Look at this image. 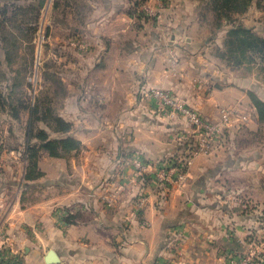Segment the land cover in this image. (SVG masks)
<instances>
[{
  "label": "crops",
  "instance_id": "crops-1",
  "mask_svg": "<svg viewBox=\"0 0 264 264\" xmlns=\"http://www.w3.org/2000/svg\"><path fill=\"white\" fill-rule=\"evenodd\" d=\"M137 1L58 0L57 10L50 8L64 12L67 32L88 39V56L97 50L95 73L80 86L87 90L93 81L100 94L79 99L72 78L59 80V115L82 147L62 158L43 154L39 178L26 181L23 147L0 157V250L22 264H47L50 251L58 264H242L250 256V264H264V208L218 186L223 171L244 161H233V139L251 121L247 110L258 125L249 85L264 100V81L238 85L215 71L207 76L212 94L201 92L205 83L195 90L210 61L223 66L210 52L201 2L143 0L137 9ZM149 87L170 89L215 123L217 103L237 109L218 149L194 158L183 186L165 188L151 172L145 181L135 175L136 156L155 168L178 150L177 134L191 138L187 147L197 139L184 118L157 113L143 93Z\"/></svg>",
  "mask_w": 264,
  "mask_h": 264
},
{
  "label": "rangeland",
  "instance_id": "rangeland-1",
  "mask_svg": "<svg viewBox=\"0 0 264 264\" xmlns=\"http://www.w3.org/2000/svg\"><path fill=\"white\" fill-rule=\"evenodd\" d=\"M40 1L42 0H0V157L7 150L16 152L20 147L24 148L23 154H28L29 145L34 143V138L30 134L33 133L35 127H45L42 121L37 122L34 119L32 111L39 99L43 102L51 101L50 107L56 114H59L60 98H63L58 84L59 80L72 78L74 96L78 95L79 99L86 100L90 95L99 93L98 86L93 81L90 85L91 89L88 87L87 90L82 91L80 86L82 80L93 72L90 71L91 64L99 62L97 50L93 46L91 52L96 53L88 56L89 50L87 49L90 45L88 39L82 35H71L65 30L67 27L64 12L59 10L51 14L50 8L56 9L58 6L55 3L58 0H44L42 5ZM200 9L203 17L207 16L206 24L210 33L212 32L208 36L213 47V49L210 48V52L216 53L214 44L219 33L215 29L216 17L209 12L206 13L207 10L203 3L200 4ZM235 16L247 27L254 28L264 37V0L253 4L245 13H236ZM11 47H18V49L14 52ZM25 47L29 50L27 51ZM31 49H33L32 54L29 52ZM8 52L11 53L10 57L12 56L11 64L6 61ZM22 53L25 55L22 56ZM220 63L223 66L215 63L212 66V61H210L211 66L203 72L204 74L202 73L205 79L201 76L195 78L193 88L199 90L200 85L205 83L201 92L207 91L212 94L213 87L210 86L208 77H212L215 71L220 73L219 75L225 80L227 77L233 78L232 82L238 85H247L245 82L254 81V86H256L258 82H263L260 66L250 64L233 68V66H227L225 62ZM176 65L177 63L172 62L171 69ZM251 86L249 85V92L256 94L260 92L258 88ZM155 89L162 88L149 87L143 90L146 100L152 102L151 92ZM164 90L179 98L178 94L170 89ZM179 99L186 103L183 99ZM156 110L157 113L165 112L158 108ZM253 112L255 113V110ZM237 116L236 109V116L233 119ZM246 116L250 117L251 121L248 126L245 125V128L236 132L233 139L236 147L233 161L241 157H244V161L243 163L239 161L238 168L233 171H226L225 174L223 171L221 173L222 182L218 186L227 193L239 194L237 197L240 200L248 199L249 205L250 203L258 204L260 208L261 206L264 208V194L262 195V188L264 189V125L257 123L258 125L254 126L252 122L256 120L252 118L253 115L248 110ZM181 136L177 134L174 137L177 144ZM216 149L218 148H215L212 153ZM225 155L221 154L222 159H227ZM262 236L264 237V234Z\"/></svg>",
  "mask_w": 264,
  "mask_h": 264
},
{
  "label": "trees",
  "instance_id": "trees-1",
  "mask_svg": "<svg viewBox=\"0 0 264 264\" xmlns=\"http://www.w3.org/2000/svg\"><path fill=\"white\" fill-rule=\"evenodd\" d=\"M205 5L206 13H211L216 17L215 29L218 32L227 25L226 37L222 46L215 48L216 57L227 66L242 67L253 64L261 67L262 80L264 81V37L256 32L252 27H247L242 21L236 18V13H245L260 0H197ZM143 0L135 2V7L139 9ZM209 8V9H208ZM207 21V16L204 15ZM213 31V30H212ZM29 37V35H27ZM17 50L18 47H11ZM32 51V50H31ZM14 52L13 55H14ZM8 52L6 61L12 62V56ZM249 97L255 107L259 123L264 125V100L256 93L249 92ZM43 103V104H42ZM50 103L40 99L34 104L33 114L37 122H43L45 127H35L31 135L34 138L32 146L28 147L27 169L25 179L32 181L39 178L42 173L39 168V160L43 154L51 157L62 158L73 151L81 149L82 143L77 140L70 132L73 124L59 114H56L50 107ZM14 115V112H13ZM187 145L180 142L178 150L175 151L169 160H177L178 151H187ZM71 220V218H70ZM70 222H74L71 220Z\"/></svg>",
  "mask_w": 264,
  "mask_h": 264
},
{
  "label": "built area",
  "instance_id": "built-area-1",
  "mask_svg": "<svg viewBox=\"0 0 264 264\" xmlns=\"http://www.w3.org/2000/svg\"><path fill=\"white\" fill-rule=\"evenodd\" d=\"M152 103L156 108L162 109L169 113L172 117L180 116L186 120L193 130V135L197 136L194 145L187 148V151L181 154L177 160H167L158 167H152L150 163L139 156L132 159L133 168L137 178L145 181L148 173H153V178L157 184L167 187L183 186L187 182L188 169L197 155H210L212 151L218 147V142L224 139L225 130L228 128L236 115V110L231 107H224L220 104L216 108L220 114L219 122L215 123L204 118L197 110L182 102L172 93L162 89H155L151 92ZM247 121L246 116H242ZM191 138H185L182 135L178 142H186ZM144 203V199H140V204ZM242 264H250V257L240 259ZM0 264H22L10 253L0 250Z\"/></svg>",
  "mask_w": 264,
  "mask_h": 264
},
{
  "label": "water",
  "instance_id": "water-1",
  "mask_svg": "<svg viewBox=\"0 0 264 264\" xmlns=\"http://www.w3.org/2000/svg\"><path fill=\"white\" fill-rule=\"evenodd\" d=\"M43 2L44 0L41 1L40 5H42ZM46 261H47V264H58L60 263V258L55 251H50L46 256Z\"/></svg>",
  "mask_w": 264,
  "mask_h": 264
}]
</instances>
